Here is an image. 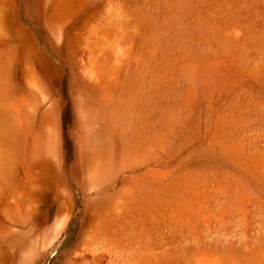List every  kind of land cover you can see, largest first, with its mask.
I'll return each mask as SVG.
<instances>
[{
  "label": "rangeland",
  "instance_id": "374dc122",
  "mask_svg": "<svg viewBox=\"0 0 264 264\" xmlns=\"http://www.w3.org/2000/svg\"><path fill=\"white\" fill-rule=\"evenodd\" d=\"M0 264H264V0H0Z\"/></svg>",
  "mask_w": 264,
  "mask_h": 264
}]
</instances>
